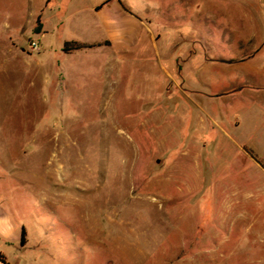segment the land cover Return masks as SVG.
<instances>
[{
	"label": "rangeland",
	"instance_id": "374dc122",
	"mask_svg": "<svg viewBox=\"0 0 264 264\" xmlns=\"http://www.w3.org/2000/svg\"><path fill=\"white\" fill-rule=\"evenodd\" d=\"M104 1L0 0V255L264 264V0H127L136 44L65 54Z\"/></svg>",
	"mask_w": 264,
	"mask_h": 264
},
{
	"label": "crops",
	"instance_id": "0c3cea01",
	"mask_svg": "<svg viewBox=\"0 0 264 264\" xmlns=\"http://www.w3.org/2000/svg\"><path fill=\"white\" fill-rule=\"evenodd\" d=\"M253 2L255 0H252ZM256 2V1H255ZM50 1L46 2L45 9H48ZM131 11V6L127 0H106L100 5L92 7L88 10L90 17H86L79 24V31L77 32V39H72V41L66 42H79L83 44H102L100 49L107 47L105 44L109 45L114 42L123 43L127 46L137 43V36L144 28V24L136 17ZM80 12L78 9L73 10L71 13L66 14L64 22L61 24L62 27L68 26L69 21L72 19H80ZM42 19V14L39 16ZM46 27V33L43 37L50 34L49 27L45 21L42 20ZM95 33H100L101 41H90L88 40L91 35ZM115 37V38H114ZM134 38L135 41H134ZM115 40V41H114ZM65 42V43H66ZM64 43V44H65ZM11 222L10 218L5 213H0V236L10 235Z\"/></svg>",
	"mask_w": 264,
	"mask_h": 264
},
{
	"label": "trees",
	"instance_id": "16d2710c",
	"mask_svg": "<svg viewBox=\"0 0 264 264\" xmlns=\"http://www.w3.org/2000/svg\"><path fill=\"white\" fill-rule=\"evenodd\" d=\"M105 45L108 46L109 43H106ZM101 46H102V44H83V43H79V42H66L64 44L63 52L65 54H71V53L77 52V51L93 50L96 48H100ZM24 236H25V233L23 232L22 243H24ZM0 261L4 262L6 264L5 258L2 255H0Z\"/></svg>",
	"mask_w": 264,
	"mask_h": 264
},
{
	"label": "built area",
	"instance_id": "2783aa9c",
	"mask_svg": "<svg viewBox=\"0 0 264 264\" xmlns=\"http://www.w3.org/2000/svg\"><path fill=\"white\" fill-rule=\"evenodd\" d=\"M31 48L34 50H39V44L37 42H32L31 43Z\"/></svg>",
	"mask_w": 264,
	"mask_h": 264
}]
</instances>
